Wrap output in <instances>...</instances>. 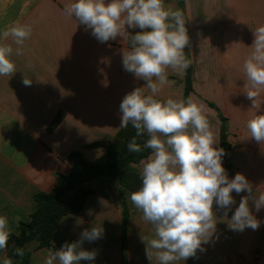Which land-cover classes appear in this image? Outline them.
<instances>
[{"label": "crops", "instance_id": "crops-1", "mask_svg": "<svg viewBox=\"0 0 264 264\" xmlns=\"http://www.w3.org/2000/svg\"><path fill=\"white\" fill-rule=\"evenodd\" d=\"M184 1L194 74L203 71L204 59L217 73L242 69L253 40L251 29L264 24V0ZM71 2L0 0V33L16 22L33 29L23 45V55L12 57L17 72L12 77L0 76V215L8 217L13 233H18L19 223L28 221L36 210L34 196L50 192L57 185L58 175L70 172L67 156L71 151L79 149L86 156L95 150L96 158L102 154V149L84 147L115 136L120 129L119 104L123 96L146 84L123 70L122 49L127 50V41L117 37L100 43L91 30L86 31L75 18L65 15L64 6ZM176 3L179 8L178 0ZM0 43L16 47L11 39ZM167 74L169 83L162 88L172 86L179 73L168 69ZM24 77L32 80L30 86L23 84ZM178 80L183 84L182 78ZM144 90L149 94L148 89ZM235 95L233 91L232 98ZM59 114L60 122L50 130ZM210 117L216 120L212 114ZM218 127L217 123L216 130ZM215 133L219 142L220 130ZM236 160L241 165L238 172L252 183L253 191L258 187L257 195L264 192V165L252 167L244 152H238ZM134 168L140 171L142 165L135 164ZM83 187L94 190V194L81 211L62 218L52 245L40 248L36 242L27 244L30 264H43L49 249L78 240L80 233L93 225H102L104 235L97 241L84 242L82 247L96 250L97 256L95 261L81 264H158L155 257L151 262L146 258L141 237L152 238L153 230L132 204V192L110 177L95 178ZM232 195L236 204L228 212L229 219L247 192ZM124 208L128 211L125 231ZM250 208L261 221L258 230L232 231L223 210H217V217L222 218H218L216 236L203 246L205 251L177 264H264V208L256 212L251 202ZM236 249L244 250V255L238 256ZM255 251L260 252L258 259ZM4 257L7 250L0 251V263Z\"/></svg>", "mask_w": 264, "mask_h": 264}, {"label": "clouds", "instance_id": "clouds-1", "mask_svg": "<svg viewBox=\"0 0 264 264\" xmlns=\"http://www.w3.org/2000/svg\"><path fill=\"white\" fill-rule=\"evenodd\" d=\"M69 18H75L100 43L126 40L122 49L123 70L137 81L146 82L126 93L119 104V128L135 130L127 148L140 153L137 138L145 135L144 148L151 154L141 159L139 173L141 186L130 194V200L142 213V219L152 226V238L141 237L145 243L146 258L153 257L158 264H177L197 257L205 251L217 233L219 221L236 201L233 192L241 197L228 228L242 232L246 228L258 230L261 221L255 211L264 208V192L256 194L252 183L242 173L229 178L223 166L225 149L219 147L216 133L205 114L206 106L191 95L186 99H157L162 87L169 83L168 69L183 75L192 60L186 56L191 41L184 11L166 6L165 0H72L63 9ZM130 29H137L131 33ZM252 30L253 40L249 54L243 61L244 91L252 101V108L264 92V24ZM32 27L14 23L2 33L0 40L11 39L16 45L0 43V76L12 77L17 72L13 55H23V45L31 38ZM226 54V53H225ZM23 84L32 80L24 77ZM144 89L149 90V94ZM250 138L264 144V112L247 121ZM214 205L216 206L214 208ZM18 219V218H17ZM80 223L77 222V225ZM12 228L6 215H0V251L6 250ZM104 235L102 225L84 229L78 240L65 242L59 249H49L43 264H81L95 261L96 250H85V241L91 243ZM218 238V237H216ZM15 255L23 257L24 248H16ZM2 264H13L4 257Z\"/></svg>", "mask_w": 264, "mask_h": 264}, {"label": "trees", "instance_id": "trees-1", "mask_svg": "<svg viewBox=\"0 0 264 264\" xmlns=\"http://www.w3.org/2000/svg\"><path fill=\"white\" fill-rule=\"evenodd\" d=\"M178 5L184 11L186 18L185 1L178 0ZM186 26L189 32L188 23ZM185 51L186 56L191 59L190 47L186 48ZM193 81V65L191 64L185 73L184 99L193 92ZM209 106L213 107L212 104ZM61 117L62 115L59 114L55 118L50 125V130L58 125ZM219 117L221 121L219 147L225 149L226 155L223 157V166L228 172L231 165L227 162V156L231 144L227 137L226 119L220 114ZM134 136L135 130L129 125L128 128H120L111 139L86 145L84 148L102 149V154L94 160H88L79 149L68 154L67 159L71 163L70 172L59 174L57 185L50 192H41L34 196L36 210L31 214L28 221L19 223L18 233L12 232L6 250L7 257L12 259L13 264H30L31 253L26 247L30 242L38 243L40 248H49L52 245L54 234L62 218L68 214L81 211L88 197L94 194V190L83 187L86 182L98 177H110L117 180L123 188L130 192L138 190L142 182L139 177L140 171L136 170L134 165L140 163L141 159H146L151 154V150L143 146L147 139L145 135L142 138H137V143L141 145L142 151L140 153L130 152L127 145ZM123 213L125 231L128 220L126 208H124ZM16 248H24L25 255L23 257L15 255Z\"/></svg>", "mask_w": 264, "mask_h": 264}, {"label": "rangeland", "instance_id": "rangeland-1", "mask_svg": "<svg viewBox=\"0 0 264 264\" xmlns=\"http://www.w3.org/2000/svg\"><path fill=\"white\" fill-rule=\"evenodd\" d=\"M166 6H171L172 8H177L176 0H168L165 2ZM214 46V44H213ZM206 62V63H205ZM209 61L204 59L203 61V71H197L198 75L193 72V80L196 81L194 86L193 81V92L190 94L195 100L202 102L206 109L211 111H206V115L209 116L213 130L216 132V124L221 126V121L219 114L222 115L226 121L225 125L227 128V137L231 144V157L227 156V162L230 163L231 169L228 171L230 177L235 176L240 170V163L238 162V152H244L248 156V160L254 165L252 167L258 169L260 166L264 165V144L256 142L254 139L250 138V133L247 129V121L251 119L254 115L264 112V92L260 94L257 103L260 105L259 108H252V101L248 100L244 91V73L242 69H232L231 72L217 73L215 67L210 66ZM173 70H171L172 72ZM174 72V71H173ZM179 78H182L183 84L172 80V86H165L156 95V97L166 100L168 98L172 99H184L185 90V74H175ZM196 84L198 86H196ZM233 91H236L235 99L233 97ZM212 104L213 107L209 105ZM215 116L214 120L210 117ZM213 122V123H212ZM96 151L91 150L87 152L86 158L88 160L96 158ZM249 163V162H248ZM260 164V165H259ZM259 165V166H258ZM245 166V165H244ZM243 166V167H244ZM254 175L257 176V170ZM239 247L246 245H237ZM257 250V249H256ZM244 250L236 249V254L238 256L244 255ZM236 255V256H237ZM255 259L260 257V252L255 251Z\"/></svg>", "mask_w": 264, "mask_h": 264}]
</instances>
